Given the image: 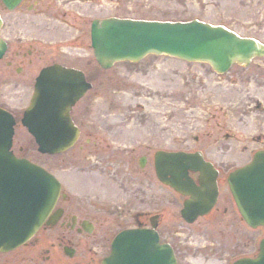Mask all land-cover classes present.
<instances>
[{
  "label": "flooded vegetation",
  "instance_id": "1",
  "mask_svg": "<svg viewBox=\"0 0 264 264\" xmlns=\"http://www.w3.org/2000/svg\"><path fill=\"white\" fill-rule=\"evenodd\" d=\"M12 4L13 8L9 9L5 0H0L3 22L0 36L7 45L0 58V109L8 112L15 121L11 149L14 155L25 158L19 154L23 147L19 145L18 133L29 135L23 118L39 74L52 66L81 70L92 86L70 112L73 124L80 132L71 150L85 152V157H101L111 152L115 144L105 142L91 126L92 121L87 120L91 118L90 111H81L78 107L82 102L93 103L94 98L100 97L96 81L87 74L91 64H80L79 59L67 55L93 53L91 27L94 21L126 17L113 14L114 0H17ZM119 5V9H124L122 3ZM94 64L97 66L96 62ZM235 67L253 70L252 75L256 78L264 77V58L253 60L248 67ZM234 82L237 80L234 79ZM255 85L257 90L262 88ZM93 91L94 95L90 96ZM226 102L230 103H222ZM261 103L258 99L252 107L249 99L234 101L236 118L247 117L248 109L262 108L260 111H264ZM224 110L220 107L208 114V130L202 138H195L200 145L192 149L201 151L205 160L212 162L219 171V194L208 215L197 218L192 224L184 221L182 227L177 228L175 216L167 215V208L155 202L154 195V202L148 203L146 200L150 194H138L140 206L132 210L128 201L109 205L97 196L90 200H78L72 195L80 193L69 194L63 190L46 221L28 241L14 250L0 252V264H103L117 229H127L128 225L130 228L152 229L154 217H158L156 232L160 237L159 243L172 248L178 264H235L244 259H256L262 251L264 227L251 228L241 220L231 193L224 191L227 172L207 155V147L218 146L224 138H228L224 133ZM255 117L259 115L255 114ZM251 139L255 144L250 152L252 159L256 151L264 150V133H258ZM116 148L120 147L116 145ZM117 156L120 157L113 153L106 164L118 175L120 168L125 173L129 167L127 158L119 159ZM140 161L136 170L143 173ZM190 175L197 183L198 174ZM175 196L181 200L183 207L186 198ZM0 204L8 205L9 200L0 199Z\"/></svg>",
  "mask_w": 264,
  "mask_h": 264
},
{
  "label": "rangeland",
  "instance_id": "2",
  "mask_svg": "<svg viewBox=\"0 0 264 264\" xmlns=\"http://www.w3.org/2000/svg\"><path fill=\"white\" fill-rule=\"evenodd\" d=\"M121 3L124 9L118 8ZM113 14L173 22L199 20L225 26L241 36L264 43V0H114ZM69 56L79 59L80 64H91L87 74L96 81L100 97L94 98L93 103L82 102L78 107L81 111H90L91 118L87 120L92 121L91 126L105 142L115 144L114 149L101 157H85V152L75 149L62 155L46 156L38 153L29 135L18 133V141L23 147L19 154L51 170L63 181L67 193H80L72 195L78 200L97 196L109 205L128 201L131 209L136 210L140 206L138 194H150L148 203L154 202V195L155 202L167 208L166 214H173L177 228H181L185 223L180 216L181 200L157 181L152 161L154 153L161 149L189 151L199 146L195 138L203 137L209 127L208 114L220 107L225 108L224 133L228 138L218 146L207 147V155L216 160L224 172L249 162L250 152L255 148L251 138L264 133L262 108L248 109L247 117L236 118L233 106L234 101L246 99L252 107L258 99L264 106V77L256 78L251 69L235 67L219 76L201 63L148 56L138 64L118 63L105 71L94 64L92 53ZM255 83L262 88L257 90ZM113 153L119 154V159L127 158V172L120 168L122 173L117 175L106 164ZM143 156L148 160L143 173H138V160ZM223 187L224 191L228 190L227 186Z\"/></svg>",
  "mask_w": 264,
  "mask_h": 264
},
{
  "label": "water",
  "instance_id": "3",
  "mask_svg": "<svg viewBox=\"0 0 264 264\" xmlns=\"http://www.w3.org/2000/svg\"><path fill=\"white\" fill-rule=\"evenodd\" d=\"M9 8L14 6L6 0ZM2 22L0 20V28ZM94 56L103 69L115 63L139 62L148 55L170 56L186 62H204L217 73H225L234 63L249 64L255 56H264V46L253 39H242L224 27L199 21L143 22L108 19L92 28ZM6 48L0 39V57ZM61 72L63 75L55 72ZM90 85L83 73L62 68L44 70L25 124L35 137L42 154H58L69 149L78 136L70 119V109L83 97ZM13 121L0 113V193L12 194L9 207L0 206V251H10L28 240L53 210L61 192L59 181L42 167L17 159L11 152ZM75 130V131H74ZM156 174L161 183L182 195H193L194 213L185 204L182 216L205 215L212 203L208 195L218 193L217 173L203 157L187 152L157 151ZM189 171H200L197 187ZM229 187L242 218L252 227L264 226V152L247 166L232 172ZM194 194H190V193ZM199 202V203H198ZM195 219V218H193ZM154 228L157 225H153ZM104 264H176L172 250L159 244L155 230H126L113 241L111 255ZM253 264H264V254Z\"/></svg>",
  "mask_w": 264,
  "mask_h": 264
}]
</instances>
